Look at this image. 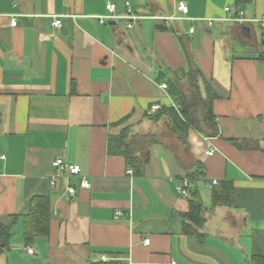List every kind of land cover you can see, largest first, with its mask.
Listing matches in <instances>:
<instances>
[{
  "label": "crops",
  "instance_id": "obj_1",
  "mask_svg": "<svg viewBox=\"0 0 264 264\" xmlns=\"http://www.w3.org/2000/svg\"><path fill=\"white\" fill-rule=\"evenodd\" d=\"M127 1L138 17L131 28ZM182 1L186 16L177 9ZM109 2L121 18L102 25ZM227 7L252 22L228 19ZM263 17L264 0H0V224L16 222L0 264L264 257V29L255 21ZM188 57L217 94L219 135L190 129L186 149L165 131V119L150 117L153 105H174L161 88L170 75L159 83L160 73L187 69ZM125 129L157 139L146 140L143 176L109 153V138ZM60 158L80 166V175L57 172ZM195 163L203 168L192 186L204 224L193 234L189 196L178 186ZM38 196L51 202L50 234L27 245L23 216Z\"/></svg>",
  "mask_w": 264,
  "mask_h": 264
},
{
  "label": "trees",
  "instance_id": "obj_2",
  "mask_svg": "<svg viewBox=\"0 0 264 264\" xmlns=\"http://www.w3.org/2000/svg\"><path fill=\"white\" fill-rule=\"evenodd\" d=\"M248 2L249 0H236L238 6H244ZM163 29L168 30L166 28ZM187 63V69L172 71L171 73H160L161 77L157 78L159 83H163L166 76L170 75V78L165 82L169 95L174 100V105L161 107L150 118L155 122L165 119V131L171 133L182 146L189 149L188 133L190 129H194L208 137L218 136L219 129L213 115V102L217 98V94L203 80L201 71L192 61L191 57H188ZM147 139H150V144H153L157 140L154 136L151 138L131 136L129 129H125L119 136L109 138L108 150L111 154L123 156L127 161L128 168L136 176H143L146 166L150 161ZM137 149L140 150L137 151ZM195 165L193 166L194 170L184 178L190 182L188 192L191 206L190 212L186 217L191 222L189 227H193L191 231L193 234L197 233L195 227H201L204 224L203 207L200 203L199 192L192 186L193 182L203 176V168L199 164L195 163ZM51 219L50 199L40 196L33 197L28 207V213L23 216V234L27 245L35 243L38 238H47L49 236ZM15 223L14 221L10 226L0 224V255L8 248L7 244L9 238L12 236L11 231ZM184 228L187 229L188 225H185ZM93 264L119 263L97 262ZM252 264H264V257H254Z\"/></svg>",
  "mask_w": 264,
  "mask_h": 264
},
{
  "label": "built area",
  "instance_id": "obj_3",
  "mask_svg": "<svg viewBox=\"0 0 264 264\" xmlns=\"http://www.w3.org/2000/svg\"><path fill=\"white\" fill-rule=\"evenodd\" d=\"M125 7H126V16L124 17L125 20H127L129 22L128 27L131 28L133 26V23H135L138 20L137 15L134 12V7L133 5L127 1L125 3ZM106 9H107V15H104L102 17H100V23L102 25H106L107 22L109 20H116V19H120L121 17L117 15V6L116 4L109 2L106 5ZM178 11L180 12V14L182 16H186L189 13V7L185 2H179L178 6H177ZM227 15H228V19L230 18V20L232 21H236V22H240V23H248V22H252L251 20H247L245 19V12L244 11H236L231 7H227L225 9ZM123 18V17H122ZM263 29H264V17L261 19H257L255 20ZM17 25V21L14 20L12 23V26H16ZM52 25L54 28H58L62 25V21L60 19H56L52 22ZM193 31V30H192ZM161 88L163 89H167V85L165 84H161ZM161 109V106L158 104H155L151 107V113L154 114L157 111H159ZM214 154L213 151H209L206 153V155L208 156H212ZM53 167L57 170V172H64L67 175L70 176H78L81 173V167L78 165H71V164H67L65 163V161L63 159H56L53 162ZM130 174H133V171L130 169L129 170ZM53 185H55V183H52ZM218 184V181L213 180L211 182L208 183L209 187H213L215 185ZM81 186L83 188H89L90 184L88 183L87 180H83L81 183ZM190 187V182L188 179H184L182 181V183L178 186V191L184 195V196H189V192H188V188ZM69 195L70 197L75 196L76 194V189L73 187L69 188ZM146 244L150 243V240H146L145 241ZM29 252L31 253L32 250H29Z\"/></svg>",
  "mask_w": 264,
  "mask_h": 264
},
{
  "label": "rangeland",
  "instance_id": "obj_4",
  "mask_svg": "<svg viewBox=\"0 0 264 264\" xmlns=\"http://www.w3.org/2000/svg\"><path fill=\"white\" fill-rule=\"evenodd\" d=\"M167 133V132H166ZM172 136V135H171ZM166 141H168L170 144H174V139L172 138V140L171 139H167Z\"/></svg>",
  "mask_w": 264,
  "mask_h": 264
},
{
  "label": "water",
  "instance_id": "obj_5",
  "mask_svg": "<svg viewBox=\"0 0 264 264\" xmlns=\"http://www.w3.org/2000/svg\"><path fill=\"white\" fill-rule=\"evenodd\" d=\"M0 241H1V240H0ZM1 244H2V245H4V243H3V242H1Z\"/></svg>",
  "mask_w": 264,
  "mask_h": 264
}]
</instances>
